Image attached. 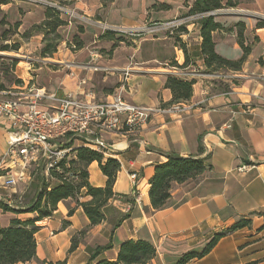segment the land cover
I'll return each mask as SVG.
<instances>
[{
	"label": "crops",
	"instance_id": "obj_1",
	"mask_svg": "<svg viewBox=\"0 0 264 264\" xmlns=\"http://www.w3.org/2000/svg\"><path fill=\"white\" fill-rule=\"evenodd\" d=\"M55 1L109 25L140 28L147 23L168 22L189 15L199 0ZM229 1L245 14L224 13L215 18L222 26L213 35L215 51L229 61L241 60L245 53L239 43V34L243 32L245 46L250 51L241 70L219 71L232 76L231 79L217 81L208 76L201 52V24L177 33L186 53L175 46L174 62L177 59L182 66L188 59L186 71L194 75L190 80L196 81L193 97L172 115L154 116L136 134L118 132L104 136L109 145L107 157L121 163L114 187L118 197L110 202L116 211L110 212L103 223L93 226L75 200L59 203L52 217L37 223L40 229L36 234L35 260L20 264L115 262L122 244L128 240L146 241L156 248L157 255L148 264H177L187 254L202 253L215 235L228 232L242 219L250 220L251 225L221 238L209 254L187 264H264V27L258 28L259 17L264 16V0H223V4ZM0 16V27L9 29L20 24L18 34L14 35L19 36L20 41L12 42L19 44L20 49L11 53H21L25 48L30 53L37 52L36 61L43 63L34 70L36 76L26 73V79L18 58L12 57L18 61L13 72L22 82L12 87L16 92L34 80L39 88L58 98L77 95L82 100L100 102L121 93L130 104L152 108L173 101L171 90L165 88L167 76L174 75L168 66L171 59L148 57L145 53L147 43L160 41L161 38H155L159 34L131 39L135 46L127 47L123 44V36L116 35L119 37L116 39L103 34L96 26L68 24L62 18L67 25L58 30L63 37L58 51L53 57L43 58L40 53L45 46L44 34L34 33L28 39L21 36L47 20L44 6L25 1L10 2L1 6ZM2 20L7 25H1ZM75 38L83 42L81 49L70 46ZM11 39L0 42V45L3 43L0 56L8 52L2 51V47L11 43ZM99 47L112 52L109 55L97 53L95 49ZM129 57L136 58L138 67L124 60ZM127 69H133L129 77L123 73ZM82 82L84 84L79 86ZM227 124H231V128L227 129ZM64 143L73 150L82 146L79 141ZM7 149L8 129L6 121L0 117V160ZM170 155L206 159L211 169L196 179L176 184L170 205L155 210L149 195L151 180L156 167L167 162ZM69 157L75 158V154ZM33 166L41 169L27 172L28 183L20 184L15 190H0L4 198L0 202V229L9 226L15 218L37 217V214L17 215L4 211L1 205L16 210L29 208L33 201L22 206L21 199L39 174L38 191L44 184L49 190L60 185L57 179L46 176L44 160ZM133 173L138 176V188L133 187ZM89 174L93 187L106 186L108 179L97 162L89 166ZM136 190L142 194L140 204L136 202ZM90 199L83 197L81 201ZM70 210H74L73 215L69 214ZM126 215L129 217L114 228L115 222ZM73 243L77 247L71 252ZM108 246L111 248L100 251L91 260L97 248Z\"/></svg>",
	"mask_w": 264,
	"mask_h": 264
},
{
	"label": "trees",
	"instance_id": "obj_2",
	"mask_svg": "<svg viewBox=\"0 0 264 264\" xmlns=\"http://www.w3.org/2000/svg\"><path fill=\"white\" fill-rule=\"evenodd\" d=\"M10 3L9 0H0V9L2 5ZM238 6L231 1L223 4V0H199L190 14L200 12H211L225 8H237ZM47 20L40 25L33 26L26 31L21 38L28 39L34 33H42L45 36V46L41 51L43 58L53 57L57 53L61 44L62 37L58 33L59 28L67 25L60 14L51 8H46ZM1 25H7L5 20H2ZM20 24L10 26L9 29L0 33V42H6L14 35L18 34ZM264 27V20L260 19L258 28ZM244 29V26H242ZM222 29L219 23L215 22V17H208L201 21L202 47L201 52L205 60L208 73L232 71L238 72L242 68V64L249 54V48L245 46L243 32L239 34V43L244 50V57L239 61H229L219 56L215 51L214 33ZM241 29V30H243ZM186 29H181L180 33ZM107 36H116L114 34H105ZM70 46H75V49H81L84 44L78 38L74 39V43ZM182 49L186 53V47L182 44ZM19 44L4 45L2 51H19ZM188 59L184 65L179 66L176 62L168 64L170 67L186 68ZM18 61L12 58L0 56V73L14 71ZM21 84V81L17 82ZM195 80H183L174 75L167 76L165 80V88L171 90L173 101L171 104L186 103L191 100L194 93ZM5 87L0 85V91H5ZM167 106V105H163ZM75 158L60 163L58 171H52L51 176L60 181V185L49 190L47 184L42 185V188L37 192L33 204L26 210L11 209L7 205H1L4 211L13 212L17 215L21 214H37L36 218H15L9 226L0 229V264H20L28 263L35 260L37 256V240L36 234L40 227L37 223L43 219L53 216L58 208L59 203L67 200H75L79 207H82L85 214L91 220L92 225H99L107 220V215L110 212L116 211L110 202L118 197L114 187L117 181L119 172L121 171V163L114 158L107 157L104 152L94 150L92 148L81 146L72 151ZM97 162L103 174L107 177L105 187H93L90 184L89 166ZM211 169V165L206 163V159L168 156L167 162L156 167L155 175L151 180L150 199L152 207L155 210L167 208L171 203L172 191L176 184H183L189 180L196 179L207 170ZM83 197H90L87 202H82ZM74 210H70L69 214L73 215ZM129 216H123L114 224L117 228ZM251 225V221L242 219L237 222L228 232L217 234L205 246L200 254H187L177 264H187L195 258H202L209 254L217 245L219 240L231 232L243 229ZM82 232L81 234H84ZM76 244L73 243L71 252L76 249ZM107 248H97L96 255H92L91 260H94L100 253ZM157 255L156 248L146 241L128 240L122 244L117 261L111 262L102 260L98 264H148ZM57 264H66L60 262Z\"/></svg>",
	"mask_w": 264,
	"mask_h": 264
},
{
	"label": "built area",
	"instance_id": "obj_3",
	"mask_svg": "<svg viewBox=\"0 0 264 264\" xmlns=\"http://www.w3.org/2000/svg\"><path fill=\"white\" fill-rule=\"evenodd\" d=\"M10 2L25 1L34 5L56 10L68 24L81 23L96 26L103 34L120 35L132 39H145L157 36L165 31L178 32L188 30L190 26L200 25L208 17H218L224 13L245 14L237 8H225L211 12L189 14L184 17L168 21L147 23L140 28H126L113 26L101 22L84 13L79 12L68 4L55 0H9ZM264 20V16L259 17ZM176 63L179 61L176 59ZM179 65V64H178ZM180 66V65H179ZM99 70L98 66H92ZM174 76L190 80L194 77L187 68L171 67ZM131 69L124 70L126 77ZM232 72V71H228ZM222 72L208 73L215 79L232 78ZM234 73V72H233ZM31 80L18 92L0 91V117L6 121L8 129V149L0 160L1 174L0 190H15L20 184L28 183L27 172L33 165L44 160L46 176L52 178V171H58L60 163L70 160L72 148L65 145V141H79L82 146L104 152L109 151V145L104 136L106 134L122 132L126 135L138 133L154 116L172 115L181 110V104L160 106L156 108L137 106L128 103L121 93L108 97L105 101L82 100L77 95H67L58 98L43 88H39ZM82 82L79 86L83 85ZM4 95H11L6 99ZM231 128V124L225 126ZM133 187L138 188V176L131 174ZM142 194L136 190L135 198L141 203ZM4 198L0 195V202ZM12 205L11 200H8Z\"/></svg>",
	"mask_w": 264,
	"mask_h": 264
},
{
	"label": "rangeland",
	"instance_id": "obj_4",
	"mask_svg": "<svg viewBox=\"0 0 264 264\" xmlns=\"http://www.w3.org/2000/svg\"><path fill=\"white\" fill-rule=\"evenodd\" d=\"M2 19V16H0V20ZM7 27H0V33H3L5 30H7ZM178 32H171L169 31H165L163 33H160L159 36L155 37V38H161L160 41L158 42H149L147 43V45L145 46V53L147 54L148 57H154L157 56L160 59H171L172 62L175 61V46H178L179 48H182V43L179 41L178 39ZM115 38H119L117 36H115ZM63 39V37H62ZM132 38H123V44L127 47H134V43L131 41ZM11 43H7V44H13L12 42H19L20 41V37L19 36H14L11 39ZM118 43V42H117ZM23 44V43H22ZM3 45V43L0 45V47ZM95 51H97V53L99 52L100 54L102 52H104V55H109L111 54L112 50H107V49H102V48H96ZM38 53L37 52H32L30 53L27 49L24 48V50L21 53H11V52H6L5 55L2 56H9V58L12 57H16L18 58L20 65H21V71L22 74H26V73H30V76H36L37 73L34 72V70L40 66L43 65L42 62L40 61H36L37 57H38ZM122 57H125L124 55ZM8 58V57H7ZM128 59V60H127ZM124 60L126 61H130L133 63L134 66L138 67L137 60L134 57H129V58H124ZM50 62H53L52 60H49ZM30 70V71H29ZM133 70V69H132ZM134 70H137L134 68ZM225 73H227V71H224ZM18 76H20V73L18 74ZM24 78H28L27 74L25 75ZM20 79H18L17 75L13 72V71H9L6 73H0V85L5 87V91L6 92H16V90H13L12 87L15 84H18L17 82ZM217 81H219V79H215ZM4 98L8 97V95H4ZM8 99V98H6ZM41 168L38 167H34L32 166V168L29 170L30 173H34V171H37ZM41 175L39 174L38 177L35 180V184L33 183V185L31 186V188L28 190L27 194L21 199V205L23 206L24 204L27 205L28 203L31 204V202L34 200L38 189L40 187V185L38 184L40 181ZM38 182V183H37ZM25 218V217H23Z\"/></svg>",
	"mask_w": 264,
	"mask_h": 264
}]
</instances>
